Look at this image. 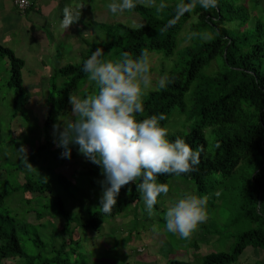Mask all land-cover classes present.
<instances>
[{
	"label": "trees",
	"instance_id": "obj_1",
	"mask_svg": "<svg viewBox=\"0 0 264 264\" xmlns=\"http://www.w3.org/2000/svg\"><path fill=\"white\" fill-rule=\"evenodd\" d=\"M125 1L127 13L142 24H92L106 40L95 44L81 64L57 69L51 78L44 127L48 136L39 152L83 148L90 168L77 174L85 178L60 176L61 186L75 190L82 182L97 187L108 175L124 196L101 211L90 208L87 220L73 217L65 202L55 198L66 238L51 255H28L12 215L0 214V264L21 259L25 264H80L76 241L67 234L72 224H77L78 239L79 229L98 232L105 220L133 205L137 217L143 204L147 216L184 213L188 219L170 221L168 232L177 245L196 250L195 260L168 264H235L249 248L264 251V0ZM153 55L162 57L160 69H144ZM1 60L10 62L14 112H24L23 101L30 98L22 73L26 63L0 43ZM145 70L156 71L160 80L153 87H138L142 90L136 97L131 85L137 86ZM72 92L81 96L79 114L88 131L65 149L59 136L56 144L49 132L69 108ZM112 109L121 123L96 118V110L102 114ZM91 137L97 141L92 148L85 141ZM2 189L0 209L16 192H47L33 180L14 190L5 182ZM153 193L147 204L144 196ZM165 201L170 202L168 209ZM210 244L214 251L197 253Z\"/></svg>",
	"mask_w": 264,
	"mask_h": 264
},
{
	"label": "rangeland",
	"instance_id": "obj_2",
	"mask_svg": "<svg viewBox=\"0 0 264 264\" xmlns=\"http://www.w3.org/2000/svg\"><path fill=\"white\" fill-rule=\"evenodd\" d=\"M35 1L36 6L30 9L27 18H20L15 11L11 17L26 26H31L30 35L35 38L28 37L27 30H22L21 33L15 31L12 39L2 42L4 47L13 50L19 59L25 61L26 65L22 73L24 85L29 87L30 98L23 101L26 105L24 112L15 114V91L8 86L11 79L10 62L1 60L0 191L3 190L2 186L5 182H8L10 188L14 190L25 181L33 180L46 187L47 192L42 195L16 192L6 200L0 209V214L12 215L28 255L44 256L51 255L52 248L55 246L59 248L62 245L61 241L66 238L61 233V228L66 222L53 205L55 198L65 202L67 210L73 217L87 220L90 208L93 213L101 211L113 199L117 200L118 196H124L121 191L118 192V183L108 175L101 178L97 187L86 184L81 186L82 182L75 190L61 186L60 176L72 181L76 178H85L84 175H78L90 168L83 148L66 152L60 150L62 153L52 150L51 155L47 153L39 155L40 147L44 145L47 137L41 127L49 113L46 98L51 92V78L57 69L81 64L87 52L95 44L106 40L103 31L92 24L120 22L139 26L142 21L127 13L125 0H53L54 4L59 1V7L52 12L40 10L38 5L40 2ZM7 2L0 0V17L5 14L6 10L3 9L6 7L2 6H8ZM194 21L193 18L186 29L187 27L189 29V25ZM14 24L17 23L13 22L11 25ZM161 59L162 57L153 55L144 69L147 67L160 69ZM158 80L160 77L156 71H143L139 74L137 86L134 85L135 82L131 85L134 95L136 97L140 95L142 89L138 87H153L154 82ZM61 83L62 79H59L58 84ZM128 103L129 100L123 105L126 106ZM82 106L81 96L72 92L69 108L59 114L56 126L50 130L52 138L60 136L62 143L67 147L79 142L78 137L88 131V124L79 115ZM96 118L99 121L121 123L116 119L117 112L114 109L103 114L96 110ZM79 120L82 124L77 129L70 126L69 121L72 124L73 121ZM72 134H76V137L74 138ZM85 141L90 144V148L97 143L95 137ZM50 146L53 148L54 143ZM23 164L26 168H22ZM174 194L178 196L181 193L174 191ZM153 195L154 193L145 195L144 201H147V204L149 201L151 203ZM88 196H92V199ZM166 196H168L165 197L167 200L173 197V195ZM31 199L32 201H28ZM134 206L125 214L105 220L98 232L79 229L78 239L74 237V227L77 224L70 226L71 231L67 234L69 237L73 236L76 241L74 245L78 251L77 258L80 264H168L173 259L194 262L193 251L196 250L187 251L186 248L184 249L186 247L184 243L177 245L175 237L171 238L168 232L170 221L175 220L180 223V220L182 222L185 220L184 222L187 223L188 219L184 213L179 214L178 217L168 215L163 217L155 212L147 216L143 204L139 206L136 217ZM168 206L171 207L170 202L167 201L166 209ZM37 214L40 216L38 217ZM195 224L194 227L197 229L198 223ZM162 226L166 230L160 229ZM72 249L69 248L68 252ZM212 251H214L213 245H202L197 253L207 255ZM17 262V264H25L26 260L21 259ZM235 264H264V251L249 248Z\"/></svg>",
	"mask_w": 264,
	"mask_h": 264
},
{
	"label": "crops",
	"instance_id": "obj_3",
	"mask_svg": "<svg viewBox=\"0 0 264 264\" xmlns=\"http://www.w3.org/2000/svg\"><path fill=\"white\" fill-rule=\"evenodd\" d=\"M7 5L8 6H5L3 5L2 7H6L4 8L3 10H6L5 11V14L4 16H1L0 17V43L3 45V41H8L10 39L13 38L12 34H15V31L16 33H21L22 30H27L28 32V37L34 39L35 36H31L30 35V27L31 26H26L23 24V22H19V21H15L13 20L11 17H12V13L13 11L17 12L19 15L20 13L17 11V9L15 8V6L13 5V3L10 1V0H7ZM40 2L39 5V9L40 10H43V11H54V9L57 7H59L58 5V2L57 1V4H54L53 0H38ZM31 3H32V7L36 6V1L35 0H31ZM48 5V7L46 6ZM51 7V8H49ZM11 9V10H10ZM29 11L27 12V14L25 15H20V18H23V17H28L29 16ZM13 22H16L17 24H14L16 27H14V25H11ZM35 22H39V21H35Z\"/></svg>",
	"mask_w": 264,
	"mask_h": 264
},
{
	"label": "clouds",
	"instance_id": "obj_4",
	"mask_svg": "<svg viewBox=\"0 0 264 264\" xmlns=\"http://www.w3.org/2000/svg\"><path fill=\"white\" fill-rule=\"evenodd\" d=\"M30 3H31V0H30ZM16 8V7H15ZM32 8V3L30 4V6H29V8L24 12V13H22V12H19L18 11V9H17V11L20 13V15H25V14H27V12H28V10H30ZM47 103V102H46ZM108 111H110V110H108ZM107 111V112H108ZM103 114V113H102ZM80 115V114H79ZM48 116H49V113H48ZM59 116V115H58ZM81 117V116H80ZM82 118V117H81ZM47 119H48V117H47ZM46 119V120H47ZM83 119V118H82ZM81 119V120H82ZM46 120H45V122H46ZM56 120H58L57 118H56ZM81 120H79V121H77V122H74L73 121V123L71 124V122L69 121V124H70V126L71 127H75L76 129H77V127L78 126H80L81 124H82V121ZM83 121H84V119H83ZM45 122H44V124H43V126L41 127V129H44V127H45ZM78 122H80V124L78 123ZM85 122V121H84ZM86 124H87V122H85ZM56 124H57V122H56ZM56 124L51 128V129H53L55 126H56ZM44 132L46 133V135L48 136V133L45 131V129H44ZM50 133V132H49ZM51 136V135H50ZM82 136V135H81ZM52 137V136H51ZM47 138V137H46ZM59 139H60V141H61V138H60V136H59ZM90 140H91V138H90ZM53 142H57V140H56V137H54L53 138ZM95 142H97L96 140H95ZM44 143H45V141H44ZM61 143H62V141H61ZM62 145H63V147L65 148V149H68V148H70V147H72V146H66V145H64L63 143H62ZM96 144H94V146H95ZM89 147H90V144L88 145ZM74 151H76L77 149H73ZM70 151V150H69Z\"/></svg>",
	"mask_w": 264,
	"mask_h": 264
},
{
	"label": "built area",
	"instance_id": "obj_5",
	"mask_svg": "<svg viewBox=\"0 0 264 264\" xmlns=\"http://www.w3.org/2000/svg\"><path fill=\"white\" fill-rule=\"evenodd\" d=\"M19 12L24 13L30 6V0H10Z\"/></svg>",
	"mask_w": 264,
	"mask_h": 264
}]
</instances>
